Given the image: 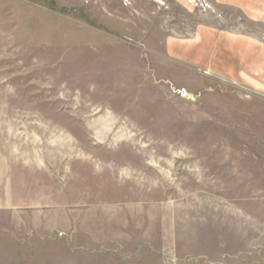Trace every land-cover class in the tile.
<instances>
[{
    "label": "rangeland",
    "instance_id": "374dc122",
    "mask_svg": "<svg viewBox=\"0 0 264 264\" xmlns=\"http://www.w3.org/2000/svg\"><path fill=\"white\" fill-rule=\"evenodd\" d=\"M262 3L0 0V264H264Z\"/></svg>",
    "mask_w": 264,
    "mask_h": 264
},
{
    "label": "crops",
    "instance_id": "0c3cea01",
    "mask_svg": "<svg viewBox=\"0 0 264 264\" xmlns=\"http://www.w3.org/2000/svg\"><path fill=\"white\" fill-rule=\"evenodd\" d=\"M221 6L241 9L245 16L250 17L254 13V0H218ZM264 7V3L262 5ZM210 18V17H209ZM211 19V18H210ZM204 23L190 37L182 38L174 36L168 39V53L172 58L187 65L206 68L216 72L218 64L231 63L232 56H249L247 51L256 48L263 52L259 44L248 41L245 34L237 31L224 30L220 24Z\"/></svg>",
    "mask_w": 264,
    "mask_h": 264
}]
</instances>
